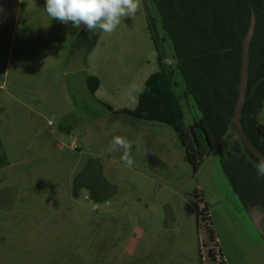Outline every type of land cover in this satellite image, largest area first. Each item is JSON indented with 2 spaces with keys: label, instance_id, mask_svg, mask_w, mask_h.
Listing matches in <instances>:
<instances>
[{
  "label": "rangeland",
  "instance_id": "374dc122",
  "mask_svg": "<svg viewBox=\"0 0 264 264\" xmlns=\"http://www.w3.org/2000/svg\"><path fill=\"white\" fill-rule=\"evenodd\" d=\"M45 3L0 0V264H218L217 253L224 264H264V238L221 149L189 157L170 124L129 111L158 53L175 64L155 0L111 34L52 20ZM175 74L191 125L201 110ZM115 136L132 145L130 167L109 150ZM91 157L117 187L100 201L85 187L73 194Z\"/></svg>",
  "mask_w": 264,
  "mask_h": 264
},
{
  "label": "trees",
  "instance_id": "16d2710c",
  "mask_svg": "<svg viewBox=\"0 0 264 264\" xmlns=\"http://www.w3.org/2000/svg\"><path fill=\"white\" fill-rule=\"evenodd\" d=\"M155 2L163 18L166 17L165 26L174 43L177 67L186 76V85L188 78L190 83L195 82L193 84L195 85V75L201 74L213 92L217 89L216 84L222 86L221 80L217 81V75L220 74L218 72L223 70L221 65L230 64V59H233L234 64L238 58H232V55L227 54H233V38L245 32L249 6L253 5L257 12L260 11V16L264 17L262 14L264 0H155ZM234 19L243 20L241 28L234 29ZM238 43L240 47V41ZM262 54L264 55V47ZM234 65V68H239V61ZM87 82L91 90H95L99 85V78L91 75L87 77ZM176 83L175 68L158 53V69L144 80L136 107L129 111L142 118L168 123L184 138L187 137L183 120L184 109L181 97L174 89ZM205 124H201V128L209 131ZM192 152L201 161L208 154L207 152L200 155L199 151L194 152L188 144L189 157L192 156ZM210 234L213 236L212 230ZM223 261L221 259L218 264H224Z\"/></svg>",
  "mask_w": 264,
  "mask_h": 264
},
{
  "label": "flooded vegetation",
  "instance_id": "af4514ba",
  "mask_svg": "<svg viewBox=\"0 0 264 264\" xmlns=\"http://www.w3.org/2000/svg\"><path fill=\"white\" fill-rule=\"evenodd\" d=\"M248 12L249 17L245 20H248L245 32L241 36L237 35V38L233 36V54H227V56L232 55V58L238 57L234 64L239 61V68H234L233 59H230V64L221 65L223 70L218 72L220 74L217 75V81L221 80L222 86L216 84L217 89L214 92L204 82L206 80L201 74L195 75V85H193L195 82L190 83L188 78L184 95L186 92L193 93L197 106L201 110V115L191 125L185 123V117L183 120L187 130L185 140L187 146L189 144L192 150L196 147L197 152L199 151L201 155L202 153H209L215 148L221 149L223 167L229 174L232 184L238 190L250 216L258 217L263 230L261 235L264 238V178H260L257 173V165L264 159V112L263 119L260 120L261 112L264 110V55H261L264 47V17L260 16V11L257 12L253 5L249 6ZM252 13L255 14V27L249 45L248 82L246 99L240 113V122L246 137L259 151L262 158L241 137L234 120V107L239 94L242 43ZM241 22L243 20L234 19V29L241 28ZM238 41H240V47ZM192 89L194 92L189 91ZM196 90H200V93L198 94ZM204 123H206V128L209 131H204L201 128L200 125ZM199 131L204 133V141L201 139ZM231 132L232 135L230 136L229 133ZM226 137L227 141L225 140ZM221 140L231 142L227 143L225 151L221 148Z\"/></svg>",
  "mask_w": 264,
  "mask_h": 264
},
{
  "label": "clouds",
  "instance_id": "9594fccd",
  "mask_svg": "<svg viewBox=\"0 0 264 264\" xmlns=\"http://www.w3.org/2000/svg\"><path fill=\"white\" fill-rule=\"evenodd\" d=\"M140 5L141 0H46L45 9L52 20L71 23L77 29L83 25L93 34H111L122 18L135 16ZM109 150H122V160L127 166L132 165V145L125 138L113 137ZM257 173L260 178H264V159L257 165Z\"/></svg>",
  "mask_w": 264,
  "mask_h": 264
},
{
  "label": "water",
  "instance_id": "95a60500",
  "mask_svg": "<svg viewBox=\"0 0 264 264\" xmlns=\"http://www.w3.org/2000/svg\"><path fill=\"white\" fill-rule=\"evenodd\" d=\"M254 27H255V14L252 13L250 24L242 43L241 71H240V80L238 85L239 94L234 107V120L237 123L238 132L241 134V137L244 138V140L247 142L250 148L261 157L259 151L251 144L249 139L246 137L240 122L241 109L246 99V88L248 82V67H249V45L254 31ZM174 57H175L174 68L175 67L178 68L176 65L178 61L176 54ZM81 187L87 188L92 198L96 201L105 199L106 197L113 194L117 190L116 185L114 183L109 182V180L106 178L101 162L93 157L89 158L86 164L84 165V167L81 170H79L75 175L73 180V194L78 195L79 189ZM252 219L256 224V226L258 227L259 232L262 233L263 230L259 223L258 217L252 216Z\"/></svg>",
  "mask_w": 264,
  "mask_h": 264
},
{
  "label": "built area",
  "instance_id": "2783aa9c",
  "mask_svg": "<svg viewBox=\"0 0 264 264\" xmlns=\"http://www.w3.org/2000/svg\"><path fill=\"white\" fill-rule=\"evenodd\" d=\"M71 146H74V144L73 143H71ZM85 197H88V195L87 194H85L84 195ZM92 211H93V209H91ZM204 214H206V213H208V211H205V212H203ZM217 255H218V257H219V260H221L222 258L219 256V254L217 253Z\"/></svg>",
  "mask_w": 264,
  "mask_h": 264
},
{
  "label": "crops",
  "instance_id": "0c3cea01",
  "mask_svg": "<svg viewBox=\"0 0 264 264\" xmlns=\"http://www.w3.org/2000/svg\"><path fill=\"white\" fill-rule=\"evenodd\" d=\"M175 77H176V74H175ZM177 79V78H176ZM177 82H178V79H177ZM187 86L185 85L184 86V89H183V93H185V90H186ZM189 101H186V104H188ZM184 104V102H183ZM105 164V161L103 162V165Z\"/></svg>",
  "mask_w": 264,
  "mask_h": 264
}]
</instances>
